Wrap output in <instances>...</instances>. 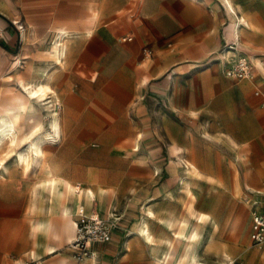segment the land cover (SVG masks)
Listing matches in <instances>:
<instances>
[{
	"label": "rangeland",
	"instance_id": "1",
	"mask_svg": "<svg viewBox=\"0 0 264 264\" xmlns=\"http://www.w3.org/2000/svg\"><path fill=\"white\" fill-rule=\"evenodd\" d=\"M233 3L238 14L250 23L240 33L242 45L248 43L264 63V0H233ZM220 6V41L209 43V50L190 59L176 57L178 46L166 44L169 58L160 75H154L155 66L149 64L152 60L162 62L163 56L161 53L158 56L152 46H143L132 67L134 74L132 70L125 72L122 99L117 101V106L107 101L106 105L80 104L68 108L63 106V94L59 93L60 136L44 142L43 163L49 162L57 174L72 184L105 187L110 194L103 202L92 208L82 205L76 214L80 210L85 214L91 212L116 224L111 240L91 243L87 255L74 248L72 241L64 243L61 253H68L75 260L85 259L91 255L94 244H107L117 233L121 246L134 238L140 256L153 264L154 259L146 256L144 242L134 234L147 206L160 217L187 216L185 205L192 202L197 210L209 213L214 220V225H201L203 235L211 240L203 239L200 243V261L224 264L222 253L227 251L232 264H264V244L253 245L249 240L251 211L256 202L264 203V79L262 71H254L253 67L252 79L234 80L225 76L224 56L235 42L228 35V19ZM254 13L255 21L250 19ZM249 53L245 55L252 63ZM147 70L150 79L143 82L139 74ZM239 88L243 91L231 90ZM171 103L177 110L172 109ZM52 107L38 112L37 119L44 125L42 132L48 126L47 110ZM72 113H84L92 120H99L64 122L65 116ZM137 131H145L150 137L137 145ZM171 141L178 143L181 157L182 147H194V157L199 159L206 175L194 181L190 199L180 191L179 175L171 174L172 157L168 151ZM0 159L6 165V169L0 170V181L46 175L42 165L37 167V172L25 174L15 160L14 151L6 144L0 147ZM150 198L153 199L148 201ZM2 205L6 204L0 202ZM8 205L23 209L25 214L29 211V204L23 202ZM74 218L79 219L77 215ZM240 218L241 227L233 232L231 227ZM153 227L158 236L170 235L171 231L157 222L153 221ZM252 250L258 253H250Z\"/></svg>",
	"mask_w": 264,
	"mask_h": 264
},
{
	"label": "crops",
	"instance_id": "2",
	"mask_svg": "<svg viewBox=\"0 0 264 264\" xmlns=\"http://www.w3.org/2000/svg\"><path fill=\"white\" fill-rule=\"evenodd\" d=\"M220 5L218 0H0V105H5L15 93L13 88L20 91L23 84L45 80L58 96L63 94V106L68 108L80 104L106 105L107 101L115 107L122 99L125 72L132 70L134 74L132 67L143 46L148 44L158 56H163L162 62L152 60L149 64L155 66L153 74L160 75L169 58L166 44L178 46L176 57L190 59L209 50V43L220 41ZM256 17L255 13L250 15L254 21ZM63 27L69 34L60 38L59 29ZM60 39L65 49L58 61L51 56L50 48ZM236 54L245 55L231 50L224 56L225 61ZM148 72L138 73L143 82L149 81ZM7 88L11 91L6 92ZM98 120L84 113H72L63 121ZM193 148L182 147L181 151L186 152L182 156L190 155L201 165ZM32 170L37 172V168ZM40 178L0 181V202L6 204L0 206V264H64L63 258L75 264H148L140 256L134 238L121 246L117 233L107 244H94L91 255L85 259L75 260L68 253H61L66 241L56 252L47 251V245L54 243L47 237L51 230L47 226L31 227L33 220L55 219L46 210L49 196ZM12 202L29 204V211L25 214L23 209L11 208L8 204ZM33 202L37 204L35 210L31 209ZM76 215L78 223L87 214L80 210ZM134 234L144 242L146 256L154 258L147 242Z\"/></svg>",
	"mask_w": 264,
	"mask_h": 264
},
{
	"label": "bare ground",
	"instance_id": "3",
	"mask_svg": "<svg viewBox=\"0 0 264 264\" xmlns=\"http://www.w3.org/2000/svg\"><path fill=\"white\" fill-rule=\"evenodd\" d=\"M220 2L228 19L227 30L233 37L235 50L242 51L244 54L250 52L249 56L252 59L254 71L255 69L260 70L262 75H264V63L261 57L252 51L248 43H246L247 46L244 44L245 47L240 41V33L245 27H249V21L243 15L238 14L233 0H220ZM95 13L97 12L95 11ZM87 31L89 32L90 28H87ZM59 32L60 38L69 34L64 27L60 28ZM64 49V42L61 39L57 40L50 48V54L55 60L60 61L61 55L64 54ZM8 90L10 89L7 88L6 92ZM59 103V96L50 84L45 80H39L23 84L22 89L12 93L5 105H0V147L6 144L9 146L10 151H14L15 160L23 167L22 170L25 174L41 165L46 172V175L40 178V183L47 190L49 196V206L46 210L49 216H55V219L53 221L51 219H46L47 221L33 220L31 227L38 229L41 226H47L51 230V235L47 237L52 238L54 243H49L46 247L47 251L51 253L56 252L64 241L67 243L72 241L71 244L74 246L73 239L77 238L79 229L74 216L79 208L82 205L92 208L95 204L103 202L110 194L105 187L98 184L83 186L82 188L80 186V189H77L76 184H72L69 179L57 174L49 162L43 163L45 155L44 142L55 140L56 137L60 136ZM8 104L10 106H6ZM47 106L53 107L47 110L48 126L42 132L41 129L44 125L37 117L39 110ZM171 107L173 110H177L172 103ZM191 112L196 113L195 111ZM203 136L209 139L207 134ZM147 138L149 136L146 135L145 131H138L135 136L137 145L141 140L143 141ZM168 151L172 157L170 164L171 174L179 175L180 191H183L184 196L190 199L193 196L192 184L195 180L203 179L206 175L201 170V165L192 159L190 155L180 156L179 146L175 141L169 143ZM1 169H6L2 159H0ZM247 186L249 187L248 184ZM152 199L150 198L148 201ZM36 207L37 204L33 202L31 209L35 210ZM185 207L187 216L170 215L168 217H160L158 212L151 209L148 205L147 210L141 216L136 233L147 242L151 252H153V264H205L199 259L198 247L203 239L210 241L211 238L203 235L201 225L204 223L214 225V220L209 213L197 210L192 202H188ZM90 215L94 214L87 212V216ZM153 221L162 225L166 230L171 231L170 235L158 236L154 230ZM241 223L240 218L237 224L232 225V231H238ZM250 253L256 254L258 250H252ZM222 257L225 260L224 264L233 263L227 251L222 253ZM61 261L64 264H75L70 259L63 258Z\"/></svg>",
	"mask_w": 264,
	"mask_h": 264
},
{
	"label": "built area",
	"instance_id": "4",
	"mask_svg": "<svg viewBox=\"0 0 264 264\" xmlns=\"http://www.w3.org/2000/svg\"><path fill=\"white\" fill-rule=\"evenodd\" d=\"M16 24V23H15ZM19 30L21 25H17ZM235 45L231 44L226 52L235 50ZM228 55V53H226ZM227 57V56H226ZM223 72L226 77L234 80L252 79V63L246 55L236 54L226 58ZM264 185V184H263ZM80 184H76L79 189ZM78 236L74 240V248L80 250L84 255L89 253L88 248L93 242H108L112 238L115 223L103 219L98 214L83 216L77 223ZM249 240L253 245L264 244V203L259 205L257 202L251 211L249 227Z\"/></svg>",
	"mask_w": 264,
	"mask_h": 264
}]
</instances>
